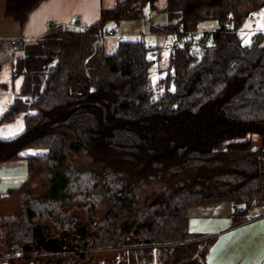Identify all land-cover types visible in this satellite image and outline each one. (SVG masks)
I'll return each mask as SVG.
<instances>
[{
    "label": "trees",
    "instance_id": "obj_1",
    "mask_svg": "<svg viewBox=\"0 0 264 264\" xmlns=\"http://www.w3.org/2000/svg\"><path fill=\"white\" fill-rule=\"evenodd\" d=\"M40 1L5 0L6 14L22 22ZM155 2L122 0L85 29L55 25L17 45L22 86L0 122L25 112V128L0 137V162L42 153L27 157L19 188L0 194L25 202L0 215L3 263L83 264L93 249L112 254L85 264H208L217 235L189 231L187 209L226 201L234 228L264 206V147L250 138L264 142V32H240L264 0H168L166 21L150 28L178 45L156 77V50L142 38L105 50L116 25ZM209 22L203 48L179 39ZM52 230L68 240L59 252L45 247Z\"/></svg>",
    "mask_w": 264,
    "mask_h": 264
},
{
    "label": "crops",
    "instance_id": "obj_2",
    "mask_svg": "<svg viewBox=\"0 0 264 264\" xmlns=\"http://www.w3.org/2000/svg\"><path fill=\"white\" fill-rule=\"evenodd\" d=\"M120 1L122 0H41L28 11L25 19L20 22L6 14V2L0 0V119L13 103L14 97L20 93L22 86L23 77L14 75L12 67L19 42L38 38L48 28L55 25H62L68 29H85L100 20L103 10L114 8ZM167 1L156 0V9L153 12L148 11V14L141 19L122 21L116 25L118 32H122L123 37L142 38L146 44L152 46L156 50L157 66L162 65L164 61L166 62L165 59H168L169 56V52L165 54L159 50V39H167L169 36L164 33H153L150 27L151 25H161L166 21ZM253 17L251 15L250 18ZM247 22L241 32L247 30ZM248 30L249 32L257 30L264 32V24H254ZM14 39L17 40L16 44L11 43V40ZM152 53H155V51ZM25 116V112H20L10 121L0 122V137L9 139L20 134L25 128ZM40 153L42 151L39 149L28 148L20 152V158L0 162V194L8 189L15 190L19 188L27 180V157ZM4 200H10V198L6 199L0 195V201ZM230 213L231 205L226 201L190 207L186 213L188 215L187 228L189 231L223 233L225 226L230 221ZM250 215L254 219L249 226L256 228V234L253 236L245 235V238L255 240L251 246L260 250L264 256V206L254 208ZM222 235L214 244V248L217 244L219 245ZM229 235L231 234L228 233L224 236ZM212 251L213 248L206 255L207 263L222 264L214 258ZM10 258L14 262H18L19 254L16 253ZM6 261L10 263L9 259H6Z\"/></svg>",
    "mask_w": 264,
    "mask_h": 264
},
{
    "label": "rangeland",
    "instance_id": "obj_3",
    "mask_svg": "<svg viewBox=\"0 0 264 264\" xmlns=\"http://www.w3.org/2000/svg\"><path fill=\"white\" fill-rule=\"evenodd\" d=\"M254 24L255 25H263L264 24V6L258 11L257 16H254L253 18L248 19L247 26H246L247 30H245V32H243V33L241 31L240 32L242 34L248 35L250 33L248 29L250 28V26H252ZM211 25H212L211 22H209V24L203 23L200 25V28L204 29V30H209V29H211ZM120 33L122 35V32H120ZM132 37H134V36H132ZM117 39L118 38L116 36L105 38V50L107 52L110 53V52L114 51L116 44H117ZM166 41H167L166 38H161V39H159V44H158L159 50L162 51L161 53H165V54H167V52H168L164 48V44ZM165 60H167V59H165ZM165 65H166V62L164 61V63L162 64V68L165 67ZM160 66L161 65H159V66L153 65L152 66V75L154 77L157 76V73L155 70L160 68ZM163 76H164V73H162V77ZM247 138H249V137H247ZM250 138L253 140L251 142H253V145L255 147H260V146L264 147V142H263V139L261 137L259 138V137L252 136ZM225 145H226V143H223L222 147H225ZM42 189H43V186L41 185L40 180L34 181L32 184L29 185V192L34 197L38 196L42 192ZM22 201L23 200L21 199V197H12V199H10V200H4L2 202L0 201V215H4V214L7 215V214H11V213H16L17 211H19L21 209V207L23 206V203H25ZM73 207H74V205H73ZM105 210H106V207L103 208V210L100 214H102ZM72 213L74 215H77L82 222L86 221L83 210L75 209L72 211ZM251 222H248V223H245L243 225L231 228L230 227L231 220H230L228 225L225 226L223 233L222 232H213V231L212 232H205V231H199V230L198 231L201 233H208V234H216L217 235L216 240H214L215 242L211 245L208 252H210L213 248L212 255L220 263H222V264H264V256H263L262 252L260 250H257V248H253L251 246L252 244H254L255 240H250L248 238H245V235L246 236H253L254 234H256L255 233L256 228H252L251 226H249ZM198 231H192V232H198ZM52 233L54 234V236H56L58 234H62V232H60V231L58 232V231H54V230H52ZM228 233H230L231 235H229L227 237L224 236ZM221 235L223 237L221 238L219 245L217 244L214 248V244L217 242L218 239H220ZM67 242H68V240H66V244H67ZM70 243L74 244V245L77 244L76 241H70ZM111 254L112 253L110 250L97 251V250L91 249L89 251V255H88L87 259H85L83 264H85L88 261L94 262V261H98V260H104V258H107Z\"/></svg>",
    "mask_w": 264,
    "mask_h": 264
},
{
    "label": "built area",
    "instance_id": "obj_4",
    "mask_svg": "<svg viewBox=\"0 0 264 264\" xmlns=\"http://www.w3.org/2000/svg\"><path fill=\"white\" fill-rule=\"evenodd\" d=\"M252 15L255 16L257 15L256 11L252 12ZM112 35L116 36L117 38H121L123 37L119 32H118V28L117 26H115L112 30ZM178 37L180 40H190V39H194V46L199 47V48H203L204 45H206V42L209 40L208 36H206V32L204 29H197V30H182L180 32H178ZM167 36H169L164 44V48L170 52L172 51L177 45H178V41L175 39L174 34H168ZM12 44H16L17 40H11ZM0 264H11L7 261H5L4 263L2 261H0Z\"/></svg>",
    "mask_w": 264,
    "mask_h": 264
},
{
    "label": "water",
    "instance_id": "obj_5",
    "mask_svg": "<svg viewBox=\"0 0 264 264\" xmlns=\"http://www.w3.org/2000/svg\"><path fill=\"white\" fill-rule=\"evenodd\" d=\"M45 245L50 252H59L66 248V239L62 234L59 236H50L46 239Z\"/></svg>",
    "mask_w": 264,
    "mask_h": 264
},
{
    "label": "flooded vegetation",
    "instance_id": "obj_6",
    "mask_svg": "<svg viewBox=\"0 0 264 264\" xmlns=\"http://www.w3.org/2000/svg\"><path fill=\"white\" fill-rule=\"evenodd\" d=\"M57 236H59V235H57Z\"/></svg>",
    "mask_w": 264,
    "mask_h": 264
}]
</instances>
